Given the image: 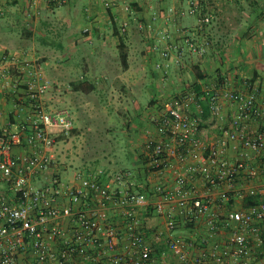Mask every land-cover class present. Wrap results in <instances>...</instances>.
Masks as SVG:
<instances>
[{"label":"built area","instance_id":"obj_1","mask_svg":"<svg viewBox=\"0 0 264 264\" xmlns=\"http://www.w3.org/2000/svg\"><path fill=\"white\" fill-rule=\"evenodd\" d=\"M45 1L65 5L72 0ZM189 4V12L198 13V0ZM211 20L212 15L202 14L193 30L185 34L188 49L206 52L196 34ZM89 30L90 27L84 29ZM19 56L12 53L3 61L0 80L17 88L24 85L32 130L0 132V179L14 196L13 200L0 201V264H170L173 255L177 264L249 263L248 232L258 231L257 222L264 223V198L245 209L228 207L219 217L212 208L210 191L217 187L232 191L246 173L252 177L258 174L247 160L227 155L230 144L236 142L243 155L248 157L253 152L264 157V101L260 100L254 82L247 81L246 91L222 86L201 93L196 89L177 93L164 102L163 113L153 116L156 130L144 143L148 167L163 171L173 158L180 162L174 182L159 183L154 190L159 196L153 203L154 211L166 218L167 235L163 232L157 235L158 239L164 238L165 246H160L146 233L142 216V211L152 203L149 193L138 187L146 173L89 166L77 172L72 180L56 174L40 186L31 183L32 175L49 168L55 156L57 132L69 133L73 118L70 108L51 109L46 99L50 80L32 59H25V78L20 74L12 76V64L21 62ZM203 99L212 118L224 117L225 99L236 108L231 127L224 128L211 143L201 137V118L192 110L193 106L202 110ZM253 119L262 122L254 127ZM21 145L29 150L14 154V147ZM199 150H203V160L195 164L190 157ZM196 174L203 176L206 191L191 183ZM144 181L148 182V178ZM247 191L261 193L256 188ZM113 208L120 211L123 218L120 224L113 217ZM181 216L189 222L207 217L210 232L232 226L228 241L209 244L208 238H203L199 243L176 234ZM64 220H68V228L63 225ZM259 240L264 241V234ZM196 248L197 253H193Z\"/></svg>","mask_w":264,"mask_h":264},{"label":"crops","instance_id":"obj_2","mask_svg":"<svg viewBox=\"0 0 264 264\" xmlns=\"http://www.w3.org/2000/svg\"><path fill=\"white\" fill-rule=\"evenodd\" d=\"M190 1L72 0L64 5L50 4L45 0H0V65L8 55L17 53L21 62L12 64V76L20 74L25 78V59H32L44 72L45 68L49 71L53 65L45 58L47 54H68L73 60L74 54L79 51L88 73L97 77L88 79L85 86L80 81L74 82L76 93L86 92L87 87L98 90L105 83L106 87L117 88L124 95V101L134 108V125L147 137L156 130L153 122L156 107L161 105L163 108L166 100L186 90L196 89L201 93L207 88L224 86L230 90L246 91V83L250 81L258 86L259 98L263 102L264 0H198L200 9L195 14L189 12ZM202 14L212 15V20L196 34L199 43L206 47L205 53H198L185 46L184 38L196 26ZM86 27H90L88 32L84 31ZM79 43L84 44V51ZM52 45L57 46L58 50L51 49ZM57 72L60 76V70ZM198 72L203 77L200 78ZM99 75L105 78H99ZM23 93L24 85L17 88L11 82L3 83L0 80V132L32 130L31 109L26 105ZM46 99L49 100L48 94ZM202 101L206 103V111L205 108L199 111L196 106L192 110L201 118V137L211 143L222 134L224 128L231 127L230 121L236 108L225 99L222 106L224 117L212 118L207 101ZM261 122L259 119L251 120L254 127ZM146 139L142 143L136 142L140 146L135 147V164L142 167L136 171L141 175L146 173L138 187L145 189L152 201L142 211V216L148 236L158 245L165 246L164 238L158 239L157 235L160 232L167 235L166 218L154 211L153 203L159 198L154 190L159 183L169 185L174 182L180 162L173 158L163 171L151 170L144 151ZM28 150V146L21 145L14 147L13 153L20 155ZM202 155L203 150H199L190 157V161L201 164ZM227 155L233 159L247 160L258 170V174L252 177L246 173L232 191L224 187L210 191L212 208L219 217L228 207L245 209L249 188L258 189L264 198V157L253 152L248 157L243 155L236 142L230 144ZM56 174L59 172H50L48 168L44 173L32 175L30 181L40 186ZM75 174L66 175L65 178L72 180ZM147 178L148 182H145ZM191 183L202 192L207 189L201 174H196ZM13 198L8 185L0 179V201ZM112 214L118 224L123 221L119 210L113 208ZM207 220L202 216L191 223L181 216L175 233L199 243L203 238H208L209 244L216 241L226 243L232 226L210 232ZM63 225L68 228V220H64ZM255 225L258 231L248 232L251 253L248 264H264V241L260 243L259 240L264 234V223L257 222ZM197 251L198 248L193 253ZM170 264H177L174 255Z\"/></svg>","mask_w":264,"mask_h":264},{"label":"rangeland","instance_id":"obj_3","mask_svg":"<svg viewBox=\"0 0 264 264\" xmlns=\"http://www.w3.org/2000/svg\"><path fill=\"white\" fill-rule=\"evenodd\" d=\"M79 45L84 51V44ZM50 48L58 50L55 45ZM56 55L50 53L45 57L53 64L49 71L48 68L44 71L50 80L47 102L51 109L70 108L73 127L69 133H58L50 172H59L67 177L89 166H102L114 171L141 169L135 164V147L136 142L142 143L147 138V134L134 125L132 105L124 101L121 91L106 87V83H101L98 90L87 87L86 92L76 93L74 82L80 81L85 86L88 79L97 76L88 73L81 60V52L74 54L73 60L68 54ZM55 67L59 68L60 76L58 70L53 69ZM106 81L109 82V78ZM156 110L154 114H161L164 107L159 105Z\"/></svg>","mask_w":264,"mask_h":264},{"label":"trees","instance_id":"obj_4","mask_svg":"<svg viewBox=\"0 0 264 264\" xmlns=\"http://www.w3.org/2000/svg\"><path fill=\"white\" fill-rule=\"evenodd\" d=\"M198 76L201 78L203 77L200 72L197 73ZM197 89L199 90V87H197ZM202 105H203V108H205V111L207 110V107H206V103L205 101H202ZM209 108V107H208ZM262 200V195L260 193H257V194H248L246 197H245V207L248 208L250 207L251 205H254V204H258L260 201ZM193 223V222H191Z\"/></svg>","mask_w":264,"mask_h":264}]
</instances>
